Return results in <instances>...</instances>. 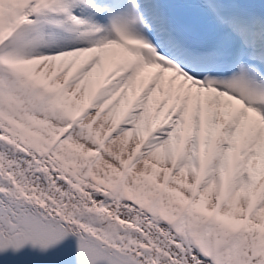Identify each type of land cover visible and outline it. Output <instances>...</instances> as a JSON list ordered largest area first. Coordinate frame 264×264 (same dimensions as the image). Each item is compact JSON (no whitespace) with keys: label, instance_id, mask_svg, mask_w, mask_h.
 <instances>
[{"label":"snow or ice","instance_id":"snow-or-ice-1","mask_svg":"<svg viewBox=\"0 0 264 264\" xmlns=\"http://www.w3.org/2000/svg\"><path fill=\"white\" fill-rule=\"evenodd\" d=\"M0 264H264V0H0Z\"/></svg>","mask_w":264,"mask_h":264}]
</instances>
